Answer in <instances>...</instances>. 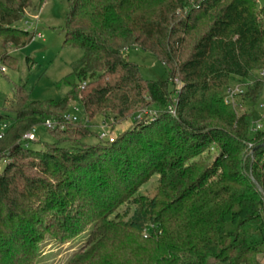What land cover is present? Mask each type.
Here are the masks:
<instances>
[{
  "label": "trees",
  "instance_id": "16d2710c",
  "mask_svg": "<svg viewBox=\"0 0 264 264\" xmlns=\"http://www.w3.org/2000/svg\"><path fill=\"white\" fill-rule=\"evenodd\" d=\"M35 1L0 0L2 64L16 67L11 51L35 37L18 27ZM64 34L63 49L82 51L62 81L66 95L34 102L17 86L0 114L14 116L0 137V264H37L47 236L67 243L86 228V246L67 264H263L264 196L254 181L264 191V130L254 133L225 91L232 77L251 79L237 106L263 97L264 8L68 0ZM131 48L152 54L169 79H144L125 57ZM73 108L79 122L66 119ZM98 116L133 126L113 143L86 144ZM48 119L58 124L45 128L53 142L30 148L24 136ZM154 177L150 199L140 191Z\"/></svg>",
  "mask_w": 264,
  "mask_h": 264
},
{
  "label": "rangeland",
  "instance_id": "374dc122",
  "mask_svg": "<svg viewBox=\"0 0 264 264\" xmlns=\"http://www.w3.org/2000/svg\"><path fill=\"white\" fill-rule=\"evenodd\" d=\"M257 13L264 8V0H256ZM39 0L34 2V8L25 15L18 27L35 35L33 40L23 49L12 50L11 56L17 60V66L2 64L0 68H5L6 72L0 74V114H4V108L12 98L17 86L25 87L30 100L34 102L60 101L68 92V88L62 81L73 72L74 64L82 57V51L77 49H63L65 40V18L68 10V0H48L39 10ZM37 7V9H35ZM40 35V38L37 36ZM128 61L139 66L141 75L149 81H167L169 75L163 64L152 54L144 52L139 48H131L125 52ZM264 81V78H262ZM175 88L180 89L181 84L174 80ZM252 84L251 79H241L232 77L225 91L228 92L240 88L246 90ZM240 103V97H235ZM264 93L261 101L257 104H243V111H247L252 116L253 130H257L261 125L264 130ZM242 110H239V112ZM142 114V113H141ZM140 114V115H141ZM70 115L78 120L83 118L79 112L70 111ZM7 129L14 124V116L9 115L6 121H0V137L7 132ZM108 126V127H107ZM133 126L132 120L121 121L116 117L103 116L96 117L91 123V130L97 137L86 140V144H97L102 142L99 138L101 129L105 127L109 136L116 141L117 136ZM37 142L31 143L30 148L41 149L44 144H51L53 140L46 132L45 128L36 129ZM7 162V161H6ZM5 161L0 162V172L4 170ZM158 186V177L144 186L141 195L153 198ZM120 218H123L122 211ZM126 221V219H124ZM91 228L81 230L78 235L67 243L47 236L39 245V258L37 264H67L68 261L78 253L88 242ZM264 264V261H262ZM224 264V263H218Z\"/></svg>",
  "mask_w": 264,
  "mask_h": 264
},
{
  "label": "built area",
  "instance_id": "2783aa9c",
  "mask_svg": "<svg viewBox=\"0 0 264 264\" xmlns=\"http://www.w3.org/2000/svg\"><path fill=\"white\" fill-rule=\"evenodd\" d=\"M38 38H40V35L37 36ZM6 72L5 68H0V74H4ZM261 78H264V72H262L260 74ZM244 93V90L237 88L235 90H230L228 92V98H227V103L233 105L235 108L238 107L239 110H242L243 108L241 106H237V102L235 97H240L242 96ZM261 108L264 110V104H262ZM73 111L79 112V110L77 108H73ZM67 120L69 121H73V122H78V120L74 117H72L70 114L66 117ZM44 128L46 129H55L56 127H58V124L56 121L48 119L43 123ZM4 127H6V125H4ZM108 127V126H107ZM7 129V127H6ZM259 130H263V127L260 125L258 127L257 130H253L254 133H256ZM99 138L102 142H109V143H113L114 139L111 138L107 132V130L105 129V127H103L101 129V133L99 135ZM24 143L31 144V143H35L37 142V137H36V129H33L30 133L26 134L22 140ZM7 163V162H6Z\"/></svg>",
  "mask_w": 264,
  "mask_h": 264
},
{
  "label": "water",
  "instance_id": "95a60500",
  "mask_svg": "<svg viewBox=\"0 0 264 264\" xmlns=\"http://www.w3.org/2000/svg\"><path fill=\"white\" fill-rule=\"evenodd\" d=\"M254 184H255L256 188L258 189V191L264 196L263 189L255 181H254Z\"/></svg>",
  "mask_w": 264,
  "mask_h": 264
},
{
  "label": "crops",
  "instance_id": "0c3cea01",
  "mask_svg": "<svg viewBox=\"0 0 264 264\" xmlns=\"http://www.w3.org/2000/svg\"><path fill=\"white\" fill-rule=\"evenodd\" d=\"M29 12H30V11H29ZM29 12H28V13H29ZM28 13H27V14H28Z\"/></svg>",
  "mask_w": 264,
  "mask_h": 264
}]
</instances>
